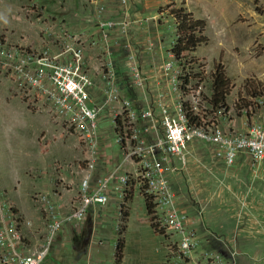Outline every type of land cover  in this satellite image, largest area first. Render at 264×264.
Masks as SVG:
<instances>
[{
    "label": "rangeland",
    "instance_id": "1",
    "mask_svg": "<svg viewBox=\"0 0 264 264\" xmlns=\"http://www.w3.org/2000/svg\"><path fill=\"white\" fill-rule=\"evenodd\" d=\"M172 2L175 6L183 2L188 11L205 21L203 34L207 38L205 45L175 62L178 69L192 55L208 74L220 55L229 94L227 108L218 109L216 114L219 124L238 127L250 120L249 113L264 118V95L249 99L241 84L243 78L253 76L264 87V0H0L2 239L8 238L6 228L14 220L24 247H33L39 233L32 234L26 220L32 221L35 195L54 187L49 176L59 160L78 165L86 155L75 138L59 135L49 108H39L41 101L32 86V71H22L21 54L38 52L44 46L54 49V40L69 34H96L93 25L98 15L100 20L108 15L97 9L107 8L115 11L109 16L114 14L125 24L107 31L103 40H99L100 35L98 41L93 40L99 63L90 98L102 103L107 86L102 74H108L107 62L112 67L115 88L138 97L141 92L153 90V80L144 83V90L131 86L125 54L143 71L151 62L161 66L169 59L175 40L174 21L168 14ZM202 89L208 92V80ZM203 110L212 112L208 105ZM99 117V129L109 139L110 122L102 112ZM108 141L107 148L96 153V173L108 163L113 166L120 162L117 147ZM238 159L242 160L226 167L212 157L208 144L195 141L187 147L184 162H174L175 169L166 173L171 197L168 202L158 198L153 202L156 217L174 210L181 217L182 231L159 225L156 229L161 233L154 232L150 222L156 226L159 223L146 212L147 193L130 180L124 196L112 194L106 204L95 206L83 221L66 224L57 231L40 264H114L119 237L124 242L119 264H264V160L251 167L242 163L245 158ZM124 211L127 216L122 219ZM120 225H125L121 235ZM181 237L189 242L187 249L179 246Z\"/></svg>",
    "mask_w": 264,
    "mask_h": 264
},
{
    "label": "built area",
    "instance_id": "2",
    "mask_svg": "<svg viewBox=\"0 0 264 264\" xmlns=\"http://www.w3.org/2000/svg\"><path fill=\"white\" fill-rule=\"evenodd\" d=\"M97 10L108 15L102 20L98 15L93 25L97 28L96 34H69L62 40H54V49L44 46L38 52L27 51L20 56L22 71H32V86L41 101L39 108L46 105L49 116L59 126V135L75 138L86 155L78 165L59 160L49 176L54 187L35 195L32 221L26 220V228L32 234L39 233L33 247H24L14 220L6 228L8 238L3 236L2 239L4 231L0 228V264H40L57 231L66 224L83 221L95 206L106 204L112 194L124 196L129 191L130 180L138 188L143 187L147 195L152 196V202L155 198L168 202L171 194L166 173L175 169L174 162H184L187 147L195 141L208 144L212 157L226 167L232 166L237 158L247 159L251 167H257L264 160V118L250 115V120L238 127L230 124L223 127L216 116L218 109L203 110L209 97V92L202 89L207 80L205 71L178 69L175 65L178 61L170 51L163 65L151 62L144 71L136 61L129 62L125 54L131 86L144 90V83L153 80V90L141 92L138 97L115 88L112 67L107 62L108 74H102L103 83L107 85L103 100L101 104L94 102L89 89L96 85L94 72L99 61L93 40L98 41L97 35H100L101 41L107 31L125 24L114 14V17L109 16L115 11L101 7ZM129 53V57H133V53ZM26 83L29 84L28 80ZM101 112L110 122L109 139L117 147L120 162L113 166L108 163L96 173V153L105 150L109 142L106 132L99 129ZM187 116L195 121L189 123ZM166 160L172 161L165 165ZM153 215L159 223L157 227L167 226L176 232L183 230L181 217L174 210L159 217L154 210ZM178 243L182 249L189 246L184 237Z\"/></svg>",
    "mask_w": 264,
    "mask_h": 264
},
{
    "label": "trees",
    "instance_id": "3",
    "mask_svg": "<svg viewBox=\"0 0 264 264\" xmlns=\"http://www.w3.org/2000/svg\"><path fill=\"white\" fill-rule=\"evenodd\" d=\"M170 7L171 8L168 11V14L174 21L175 40L169 51L173 54L175 60L179 62L184 58L185 55L193 53L196 48L207 43V38L203 34V31L205 29V21L201 18L195 17L192 12L188 11L183 6V2H180L178 6H175V4L172 2ZM255 9L258 10V8L256 7ZM187 57V59H184V63L182 66L183 69H185L184 67H187L190 72L195 68L203 69V64H200L196 59H194V56L190 55ZM206 76L208 80L209 92V97L207 98L208 106H210L212 110L226 109L227 106L225 100L229 94V80L225 75L223 67L220 63V55L217 61L212 64V68L208 72V74H206ZM241 84L244 95L249 99H255L264 95V87L262 86L261 82L255 79L253 76H247L243 78ZM241 101L245 102V104H247L248 102L245 99H242ZM253 109L250 110L251 114ZM247 115L250 116V113ZM187 119L189 123H193L195 121L194 118L190 116H187ZM126 197L124 198V200L126 199ZM151 200V195L145 196V209L148 215L152 214L151 217H154L153 208L155 204ZM121 214L122 219L127 216V213L125 211ZM149 225L154 232L161 233L160 229L157 230V226L152 224V222H150ZM124 230L125 225H120L118 228V234L121 235ZM123 247V238H117L115 243L114 264L120 263L121 251Z\"/></svg>",
    "mask_w": 264,
    "mask_h": 264
},
{
    "label": "crops",
    "instance_id": "4",
    "mask_svg": "<svg viewBox=\"0 0 264 264\" xmlns=\"http://www.w3.org/2000/svg\"><path fill=\"white\" fill-rule=\"evenodd\" d=\"M241 160H242V159L239 160V159L237 158V159L235 160V162H236V161H241ZM235 162H234V163H235ZM242 163H248L247 159H246L245 161L243 160ZM242 163H241V164H242Z\"/></svg>",
    "mask_w": 264,
    "mask_h": 264
}]
</instances>
